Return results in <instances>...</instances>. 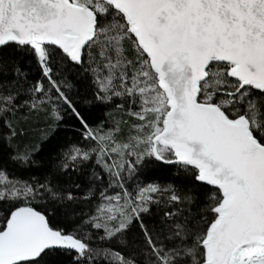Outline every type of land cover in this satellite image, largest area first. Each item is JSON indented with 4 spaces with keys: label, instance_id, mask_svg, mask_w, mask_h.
Here are the masks:
<instances>
[{
    "label": "snow or ice",
    "instance_id": "1",
    "mask_svg": "<svg viewBox=\"0 0 264 264\" xmlns=\"http://www.w3.org/2000/svg\"><path fill=\"white\" fill-rule=\"evenodd\" d=\"M0 264H264V0H0Z\"/></svg>",
    "mask_w": 264,
    "mask_h": 264
}]
</instances>
